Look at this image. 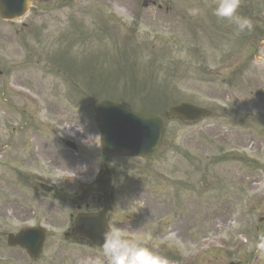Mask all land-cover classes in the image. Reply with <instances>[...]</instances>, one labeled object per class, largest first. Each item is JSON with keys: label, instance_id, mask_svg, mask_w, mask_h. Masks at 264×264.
<instances>
[{"label": "rangeland", "instance_id": "374dc122", "mask_svg": "<svg viewBox=\"0 0 264 264\" xmlns=\"http://www.w3.org/2000/svg\"><path fill=\"white\" fill-rule=\"evenodd\" d=\"M64 1L66 3L80 1L90 8L97 0ZM116 1L134 7L139 0ZM172 1L174 2V5H171L172 14L169 13L168 16L153 14L146 17L148 21L152 19L151 22L140 26L138 32L121 26L115 19L113 21L114 43L109 41L108 47L116 55L127 52L128 54L124 56L126 62L138 73H143L149 66L151 67L158 86L153 87L147 94L146 100H169L172 97L176 101H185L188 98L190 102L214 110V118L195 126L186 127L176 121L168 124L167 154L171 152L172 145H179L182 149L190 150L195 162L196 180L200 179L201 174H205V184L216 188L214 192L201 196L196 202V241L192 246V248L196 246L195 264H225V261L232 257H240L245 262L249 258L252 259L250 255L254 253L249 243L241 246L237 253L229 254L217 252L207 255L201 252V248L208 243L205 232L211 230L212 234H217L211 238H217L216 240L220 241V237L224 238V233L219 237L221 230L234 225L236 215L230 220L231 216L229 217L226 209L241 211L240 230L244 228L243 233L246 235H250L249 232L254 227L258 213L254 211H258L259 208L264 209V64L257 62L253 54L258 46L254 41L256 37L254 34L258 36L263 31L246 30L237 33L236 25L231 20L219 19L214 15L217 0ZM263 4L264 0H242L241 11H238V14L248 12L250 16L252 12H263L260 16L252 13V16H255L253 21L257 25L256 28L264 29ZM41 12L37 16L42 18L36 19V26L40 28H43L44 23H53L54 20L75 16L69 9L57 7L41 10ZM137 14L141 15V12ZM141 29H149L154 33L148 38ZM177 32L179 33L175 34ZM69 38L63 36L51 40L45 39L44 46L51 52H62L69 44ZM124 40L129 46L122 44ZM191 40L195 41L194 43L201 51L193 49ZM146 43H149V49L144 52ZM132 45L137 47H130ZM71 50L75 55H88L98 51L95 46L85 45L83 42H75ZM180 53L185 55L184 60ZM257 56L264 58V48L258 51ZM111 62L116 65L114 60ZM92 66L95 67L96 64ZM219 73L221 77H214ZM86 76L87 74L84 73L81 96L74 88L62 87L59 83L55 85L56 76L53 74L42 73L41 78L36 74H27V77L22 80L27 86L33 88V91L42 93L45 99L64 102L82 100L80 109L84 110V99L90 97L88 84L84 78ZM113 81L114 88L117 89L118 86L120 96H124L125 100H136L129 91H124L120 75L118 77L113 75ZM248 93L250 95H246ZM114 94L112 90L108 96ZM99 96L98 93L96 97ZM249 123H253L250 127L255 133L249 132L247 128ZM85 126H88L86 122ZM89 128L92 130L91 125ZM185 155L191 156L186 152ZM135 166H137L136 161L126 162V167ZM240 167L243 173L240 172ZM116 168L120 172L124 171L123 165L119 164ZM54 173L55 171L52 174ZM228 182H230L229 185ZM235 182H239L236 187ZM227 188L232 192L225 194ZM17 191L20 190L17 189ZM28 200V196H23L21 203H26ZM209 202L212 204H207ZM224 217L227 218L226 221L223 220ZM249 237L251 242L255 238L253 235ZM184 238L187 240L185 236ZM239 242H242L240 238ZM61 246L58 244L51 249L49 256L58 255ZM4 250L9 252L10 261L13 263L26 264L23 262L27 259L25 256L7 249L2 241L0 253ZM70 253L72 252L67 248L63 249L64 258H69L68 264L72 262L79 264L76 261L81 251L74 250L71 257ZM262 263L264 264V258Z\"/></svg>", "mask_w": 264, "mask_h": 264}, {"label": "clouds", "instance_id": "9594fccd", "mask_svg": "<svg viewBox=\"0 0 264 264\" xmlns=\"http://www.w3.org/2000/svg\"><path fill=\"white\" fill-rule=\"evenodd\" d=\"M241 0H217L214 15L219 19L231 20L237 33L251 31L253 22L246 16L238 14ZM102 255L103 260L97 259L95 264H169L166 257L155 249L156 244L149 242L150 235L130 236L120 228L112 227L103 233ZM251 249L257 256H264V237H257Z\"/></svg>", "mask_w": 264, "mask_h": 264}]
</instances>
